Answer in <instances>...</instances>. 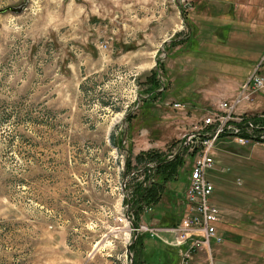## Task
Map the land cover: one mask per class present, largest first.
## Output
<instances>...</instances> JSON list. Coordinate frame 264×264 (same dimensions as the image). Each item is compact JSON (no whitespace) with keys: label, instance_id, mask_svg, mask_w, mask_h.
<instances>
[{"label":"rangeland","instance_id":"374dc122","mask_svg":"<svg viewBox=\"0 0 264 264\" xmlns=\"http://www.w3.org/2000/svg\"><path fill=\"white\" fill-rule=\"evenodd\" d=\"M226 1L0 0L24 7L0 14V264H129L122 183L143 182L134 157L151 150L180 164L141 221L179 220L181 138L234 98L264 43V0H240L243 28ZM211 173L222 243L189 264H264V143L223 137ZM146 235L170 256L144 264H174Z\"/></svg>","mask_w":264,"mask_h":264},{"label":"built area","instance_id":"2783aa9c","mask_svg":"<svg viewBox=\"0 0 264 264\" xmlns=\"http://www.w3.org/2000/svg\"><path fill=\"white\" fill-rule=\"evenodd\" d=\"M257 99L264 101V54L248 73L234 98L224 99L202 118L199 125L181 138V150L188 151L191 163L187 169L178 222L168 227L141 222L135 227L128 223L123 214L119 222L126 223L130 237L150 234L160 239L164 246L173 251L175 264H189L195 253H210L212 243H222L217 228L221 214L212 201L214 185L210 179L215 165L217 142L223 137H230L239 144L264 143V108L255 111L246 108L248 104H256ZM242 104L245 107L241 108ZM132 176L134 173L125 176L122 183L124 188ZM129 192L127 190V196ZM127 213L133 220L128 210ZM162 235L169 236V239Z\"/></svg>","mask_w":264,"mask_h":264},{"label":"trees","instance_id":"16d2710c","mask_svg":"<svg viewBox=\"0 0 264 264\" xmlns=\"http://www.w3.org/2000/svg\"><path fill=\"white\" fill-rule=\"evenodd\" d=\"M183 15H184L183 19L186 22L187 18L185 17V14ZM155 77H156L155 75H152L148 79L149 85L147 86L148 87L147 91L149 92L151 90L150 93L152 94L156 92L157 93L162 92L159 88H155V89L152 88V86H154L152 84L156 83V81L157 82L159 81ZM129 117L130 116L126 118V121L130 119ZM111 142L116 147L114 136H111ZM120 144H121V140L119 141V145ZM134 161L137 165L144 166L142 172L146 176L143 182L136 183L135 185L129 187L128 190L130 192L128 193L127 198H125L123 201L125 203L127 202L130 203L129 212L133 217L132 224L133 226L137 227L139 222H141L142 219L141 215L145 214L146 208L158 204L161 195L167 193L166 185L167 183H170V181L175 180L176 170L178 169V165L180 164V161L178 160V158L172 160L167 159L164 153L155 150H151L135 156ZM130 163L131 162H129V158H128L126 162L125 174L127 170L130 169V165H131ZM131 182L133 184V179L132 181H130V183ZM151 219L152 218L148 217L146 220L150 221ZM163 219L164 218L161 217L159 220L162 221ZM177 222L178 220L173 222L171 225H175ZM220 224L221 222L217 225L218 231L220 228ZM143 237H145V235H137L136 239L130 245V253H132V260H133L132 264L144 263L143 256L141 253V246H140L141 244L140 242ZM172 255L174 256V253Z\"/></svg>","mask_w":264,"mask_h":264},{"label":"crops","instance_id":"0c3cea01","mask_svg":"<svg viewBox=\"0 0 264 264\" xmlns=\"http://www.w3.org/2000/svg\"><path fill=\"white\" fill-rule=\"evenodd\" d=\"M246 4H248V3L246 2ZM224 5L225 6L226 5L227 6L228 5H231L232 6V11H233L232 12L233 13L232 16L233 17H236V19H237V20H235L236 21V24H237L236 26H238V28H243L242 24H244V23H242V20L243 19H241L242 18L241 14L243 12H245V5H243L240 0H234L233 2L232 1H226V2H224ZM247 8L249 9L248 11H250V13L253 10L255 11V7L254 6L252 8L250 7L251 9L249 7H247ZM250 13L248 15L251 16V17H253L252 16L253 14L251 15ZM262 13H263L262 19H264V10L263 9H262ZM247 21H249V20L247 19ZM247 25H250V24H247ZM251 26L254 27V26H257V25H253L252 24ZM262 39H264V37ZM260 42H262V41H260ZM260 42H258V43L260 44ZM262 46H263L262 49L260 51H258L259 54H260V57L257 56L258 57L257 60H259L261 58V56L264 54V43H263ZM141 222L142 223H145L143 220ZM145 236H147V235H145ZM140 243H141L140 244V246H141V253H142V256H144L143 257L144 263H146V261H147V257L146 256H170V253L165 249V247L163 248V246H161L157 242H150V241H148L147 240V237H143L141 239V242ZM126 245L127 244L124 245L125 246V255H120V256H125V259L127 258L126 257ZM144 263H142V264H144ZM125 264H126V262H125Z\"/></svg>","mask_w":264,"mask_h":264},{"label":"water","instance_id":"95a60500","mask_svg":"<svg viewBox=\"0 0 264 264\" xmlns=\"http://www.w3.org/2000/svg\"><path fill=\"white\" fill-rule=\"evenodd\" d=\"M24 7L23 6H20L18 8H14V7H6L2 10H0V14L1 13H6V12H10V13H13V14H20L22 13ZM166 43V41L163 43V45L161 46V51L164 52L163 50V46L164 44ZM158 63V61H156V64ZM126 119V118H125ZM125 119L123 120V125L126 123ZM126 135H127V131L124 130L123 134H122V137H121V144L123 145L125 142H126ZM122 189H123V193H124V196L125 198H127V191L124 190V184H122ZM129 207H130V203L127 202L126 203V206H125V213H124V216L126 218V220L128 221V223H130V225L133 226L132 224V219L131 217L128 216V213H127V210L129 211ZM137 235L133 236L132 238V241L130 242V244H128L126 246V254L127 256L130 257V261H129V264H132L133 263V260H132V254L130 253V245L133 243V241L136 239Z\"/></svg>","mask_w":264,"mask_h":264}]
</instances>
